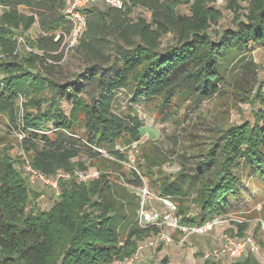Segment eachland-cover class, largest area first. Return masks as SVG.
<instances>
[{
  "label": "trees",
  "instance_id": "1",
  "mask_svg": "<svg viewBox=\"0 0 264 264\" xmlns=\"http://www.w3.org/2000/svg\"><path fill=\"white\" fill-rule=\"evenodd\" d=\"M123 1V9L99 4L85 13L86 27L75 50L92 72L88 102L85 90L75 86L79 74L64 83L56 77L65 58L63 43L73 30L66 0H0V118L7 116L19 132V147L34 169L50 177L70 175L59 179L61 194L51 209H29L30 188L5 152L14 147L0 150V264L125 260L136 252L138 241L160 232L139 225L141 198L129 186L144 188L148 179L176 205L183 224L203 225L231 211L229 197L240 191L243 174L264 176V83L253 59L255 47L264 46V0H250L245 9L231 0L235 28L215 36L210 30L222 19L214 7L218 0ZM183 5L189 15L178 11ZM138 9L142 13L133 16ZM35 24L40 30L35 52L21 59L10 28L29 31ZM167 36L171 41L164 44ZM35 77L43 79L53 98L70 104L68 115L57 101L43 112L40 100H33L25 105L36 114L20 116L21 89ZM122 91L152 106L155 116L164 115L162 121L172 122L179 132L185 131L184 105L200 106L215 98L231 100L238 108L248 105L253 121L230 124L229 112L217 110L209 143L193 151L186 147L180 170L171 175L163 170L170 156L152 146L136 157L128 174H119L121 183L119 176L100 168L97 178L79 181L76 172L89 169L79 160L82 155L97 161L106 153L111 164L125 169L128 150L142 139L144 124L135 109L113 111ZM4 139L0 127V142ZM248 227L247 221L239 225V235ZM231 264L261 262L249 254Z\"/></svg>",
  "mask_w": 264,
  "mask_h": 264
},
{
  "label": "rangeland",
  "instance_id": "2",
  "mask_svg": "<svg viewBox=\"0 0 264 264\" xmlns=\"http://www.w3.org/2000/svg\"><path fill=\"white\" fill-rule=\"evenodd\" d=\"M231 0H218L214 5L215 8L221 11L222 19L219 21L218 25L212 26L210 32L215 36V32H222L229 28H235L233 21V12L229 9ZM250 0H238L240 6L245 9L248 7ZM89 9V8H87ZM85 10V13L87 11ZM178 11L181 14H190V9L187 5L181 6ZM142 13V10L138 9L134 11L133 16H137ZM2 15V12H0ZM86 16V15H85ZM10 36L17 46V51L19 57L26 58V56L35 52L34 43L36 38L40 35L39 25L35 24L29 31H24L22 28H10ZM171 41V36H167L163 39L164 44H168ZM78 43L72 44V38L66 36L63 43V54L65 57L62 60L61 65L56 69V77L59 82L64 83L66 81H73L75 74H79V81H75L76 88H83L85 90V98L89 102L90 97L87 95L91 91V82L89 76L92 72L88 71L82 62V59L75 50ZM1 56V55H0ZM3 57V56H1ZM254 62L258 65V80L260 83H264V46L255 47L253 53ZM35 73V71H33ZM26 84L23 86L20 92V97L18 99V104L20 106V116L24 117L27 112L36 114V109L29 108L25 104L33 102V100H40L41 110L43 112H48L53 109L52 102L57 101L59 107L64 110L68 115L70 110V104L65 100H59L57 97L51 96L52 93L48 91V86L44 83L41 77H35L33 80L26 79ZM93 93V92H92ZM53 99V100H52ZM128 107L136 110L135 115L143 122L144 126L141 129L142 139L139 143H136L128 150L129 164L123 165L125 169L118 167L115 164H111L112 161L107 154L104 153L103 157H99L97 161H91L89 155H82L79 160L85 162L89 169L88 171H97L99 168L102 170H108L115 176H119V182H122L121 173L125 172L128 174V170L131 167H136V157L142 155L143 150L148 147H157L163 153L170 156L171 161L163 166V170L167 174H173L180 170L181 157L185 153V148L197 149L199 147L203 148L209 143L208 130L214 128L216 123V112H229L225 115L226 122L230 124H242L244 120H250L251 115L246 113L250 109L248 105H233L232 101L226 100L225 103L219 98L213 99L211 102H205L200 106L188 104L184 105L180 110V116L182 117L181 123L184 125L185 131H177L175 125L172 122L164 123L162 118L164 115L155 116L154 108L149 105L143 106L142 103L138 101L131 100L128 92H118L116 94V100L113 106V111L116 114H121ZM186 116V118L184 117ZM1 135L5 136L6 139L0 142V150H5L8 145L13 146L12 150H5L6 154L9 155L13 161V168L20 175L23 176L27 182L31 191V205L29 209L32 210H49L60 196V188L57 193L48 185L42 184H29V176L27 173L28 165L30 164L29 157L23 150L19 147L20 145V134L17 132L14 126H12L10 120L7 116L0 118ZM52 124H50L51 126ZM178 139L177 143L175 140ZM147 147V148H146ZM184 160V159H183ZM190 164L194 160H189ZM140 164V162H139ZM142 164V162H141ZM128 169V170H127ZM116 174H115V173ZM145 186L150 194L146 197H142V188H135L129 186L130 190L137 193L141 198V203L150 210L161 211L165 209V204L163 197L150 186L148 179L144 180ZM242 186L239 192H234L229 197V202L231 201L232 209L226 214L222 215L227 221L224 225L215 228L212 232L204 236L193 235L185 242L181 241L180 238H175L177 234L172 236V242H157L156 246L144 249L142 253L141 264H231L232 260L229 258H222L221 260L210 263L204 262V255L211 251L219 248L223 244L224 236L234 234L235 226L234 222L231 220H243L247 221L250 228H255L258 232V223L260 220H264V176L248 177L245 174L242 175ZM191 213H196V208L194 206L190 207ZM246 219V220H245ZM237 228V227H236ZM239 229V228H237ZM164 231L169 234V230L164 228ZM258 238H260V233ZM158 240V236L151 234L143 240L138 241L137 249L139 246H143L148 242ZM195 239H201L208 247L207 250L201 251L194 249V243H197ZM209 239V240H208ZM193 242H192V241ZM211 241V242H210ZM222 243V244H221ZM170 244V245H169ZM171 248L175 249L174 252ZM190 253V254H189ZM261 264H264V258L262 255L256 257ZM120 261V260H118ZM115 261V262H118Z\"/></svg>",
  "mask_w": 264,
  "mask_h": 264
},
{
  "label": "built area",
  "instance_id": "3",
  "mask_svg": "<svg viewBox=\"0 0 264 264\" xmlns=\"http://www.w3.org/2000/svg\"><path fill=\"white\" fill-rule=\"evenodd\" d=\"M66 14L73 23V30L70 35L72 38V44L78 42L81 33L86 27L85 10L94 5H106L109 7L123 9V0H66ZM27 173L29 176V184H42L52 187L54 191L59 192V179H69L70 175L65 173H59L56 176H47L42 172L34 169L30 164L28 165ZM76 177L79 181H87L98 177L97 171L76 172ZM150 192L146 188H142L141 195L146 197ZM165 209L161 211L148 209L144 203L141 204V211L139 217V225L141 227H157L160 232L155 235L158 236V240H154L146 243L143 246H139L136 252L130 257L122 261L115 262L113 264H141L142 253L144 249L156 246L157 242H172V234H167L164 228L171 232H178L181 236V241L185 240L193 235L204 236L212 232L215 228L224 225L226 217L216 216L211 221L206 222L203 225H185L181 222L180 217L176 215L177 207L168 198H163ZM236 225L235 233L225 235L223 238V244L215 249L207 252L204 255V262L214 263L222 258H229L232 261H239L249 254H254L256 257L262 255L264 258V220H260L258 225V232L255 228H250L245 231L243 236L239 235V225L246 223L243 220H231ZM237 227V228H236ZM260 233V238H258Z\"/></svg>",
  "mask_w": 264,
  "mask_h": 264
},
{
  "label": "crops",
  "instance_id": "4",
  "mask_svg": "<svg viewBox=\"0 0 264 264\" xmlns=\"http://www.w3.org/2000/svg\"><path fill=\"white\" fill-rule=\"evenodd\" d=\"M169 234H172V236L174 235V234H177V236L175 237V238H180L181 236H180V234L178 233V232H171V231H169ZM190 238V237H189ZM189 238H187V240L189 239ZM186 240V241H187ZM209 240V239H208ZM192 241V240H191ZM195 241L197 242V243H194L193 241V244L192 245H194L195 247H194V249L193 250H195V249H198V250H201V251H205V250H207L208 249V247H207V245L205 244V243H202L203 241L201 240V239H195ZM211 242V241H210ZM222 244V243H221ZM170 245V244H169ZM174 250L175 249H173V248H171V251L172 252H174ZM190 254V253H189Z\"/></svg>",
  "mask_w": 264,
  "mask_h": 264
}]
</instances>
